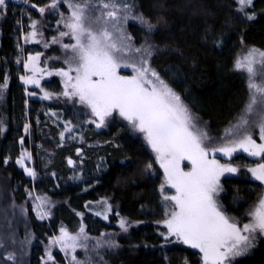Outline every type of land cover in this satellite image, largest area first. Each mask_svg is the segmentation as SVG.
<instances>
[{"label":"trees","instance_id":"trees-1","mask_svg":"<svg viewBox=\"0 0 264 264\" xmlns=\"http://www.w3.org/2000/svg\"><path fill=\"white\" fill-rule=\"evenodd\" d=\"M126 2L134 4L135 13L142 14L154 26L151 31L145 24L139 26L156 49L151 67L162 77L167 79L170 75L177 80L176 87L200 118L208 122L210 132L219 134L246 102L245 79L234 71L233 64L241 41L264 51V12L255 21H248L235 12L234 0ZM254 6H264V0H255ZM129 28L133 35L132 26ZM15 33L10 19L2 22L0 85L7 76V87L5 100L0 103V124L4 128L0 133V171L10 183L15 202H23L24 188H30L32 181L16 163V142L25 132L21 126L13 127L12 121L20 117L31 129L30 139L24 138V143L27 146L30 140L32 144L36 173L33 188L57 202L48 223L29 213L28 224L35 242L55 231L59 223L69 228L82 223L88 234L98 236L115 229L119 219H126L134 225L118 240L120 248L110 257L109 264H181L183 260L197 264L195 253L190 250L162 245L155 225L163 217L157 194L160 178L144 144L119 124L103 132L74 127L61 142L60 129H65L61 114L51 113L47 106L46 112L53 119L50 123L40 101L25 97L22 70L16 66ZM63 117L75 123L69 112ZM149 162L153 168L146 171ZM260 188L246 177L224 180L220 197L224 211L243 218L258 198ZM36 244L27 264H39L41 251ZM235 264H264V239Z\"/></svg>","mask_w":264,"mask_h":264},{"label":"snow or ice","instance_id":"snow-or-ice-1","mask_svg":"<svg viewBox=\"0 0 264 264\" xmlns=\"http://www.w3.org/2000/svg\"><path fill=\"white\" fill-rule=\"evenodd\" d=\"M236 2L238 12L245 13L248 20L255 18L246 12L253 6V0ZM24 3L29 4V0H24ZM65 3L70 16L65 20L61 13L58 23H63L68 31L59 30V37H53L51 41L53 44L60 43L65 53H71L64 60L68 65L67 70L58 69L55 72V75L61 77L63 85L60 95L73 104L79 103L89 109L94 119L86 122L94 123L96 128L105 126L107 118L117 114L143 136L154 154L155 163L163 170V200L171 204V210L166 206L164 219L158 222L167 230L160 233L165 241L174 237L177 242L198 250L199 264H235L238 257L245 256L255 246L257 239L264 236V188L258 193L257 201L245 213L247 222L228 216L217 200L223 190L220 178L225 173L236 174L238 168L230 163H220L215 154L220 153L231 159L234 153L242 150L250 157L264 160V51L251 49L243 59L236 60L235 68L247 74L249 98L244 114L227 133L233 138L227 143L209 147L206 144L209 140L207 132L199 126L181 97L150 67L148 57L152 55L151 46L135 49L136 53H143L139 62L125 59L129 52L127 41L131 37L126 36L118 27L121 20L138 19L149 31L154 27L142 14L132 17L135 5L101 0L98 5L99 9H103L101 15L90 16L89 9L97 8L92 0H84L83 3L65 0ZM58 4L59 0H51L50 4L39 7L38 11L44 15L46 8L58 10ZM7 7L6 0H0V9ZM30 7L37 8V5L33 3ZM29 19L32 31L25 37L26 40L34 39L38 34L37 21L31 20V17ZM65 36H70L75 43H61ZM40 56V53L30 55L24 62L25 72L32 73L31 76L20 77L25 85L40 87L37 78L38 71H43L37 68ZM121 68H130L131 74H121ZM258 79L260 82H257ZM5 87L7 76L4 84L0 85V91ZM51 96V93L44 92L41 98L50 99ZM254 113L259 116L261 143H257L246 130L249 118ZM74 127L72 121H66L64 131L71 132ZM28 129L29 125L25 124V133ZM3 131V125L0 124V133ZM61 139H64L63 132ZM25 155L27 154L22 153L16 161L21 167H24ZM185 161L187 164H183ZM68 163L71 165L73 162L69 159ZM152 168L151 162L145 165L146 171ZM247 170L253 180L264 186V162ZM24 171L35 178L36 173L32 169L24 167ZM165 185L174 190V194H165ZM37 199L40 204L39 216L44 218V201ZM104 203L107 204V201ZM120 228L127 231L124 219L120 220ZM83 232L81 227L80 233ZM60 233L49 244L59 245L60 250L66 254L75 252L81 235H69L63 228ZM83 238L87 239L86 236ZM46 255L48 260L53 259L51 253L46 251ZM72 260L73 264H81L75 256ZM184 264H187L186 260Z\"/></svg>","mask_w":264,"mask_h":264},{"label":"rangeland","instance_id":"rangeland-1","mask_svg":"<svg viewBox=\"0 0 264 264\" xmlns=\"http://www.w3.org/2000/svg\"><path fill=\"white\" fill-rule=\"evenodd\" d=\"M43 1V2H42ZM8 7L6 9H0V25L5 20H11L14 29L16 30L15 33V41L17 45V60L20 62H16V66L21 67L22 73L21 76L27 75L31 76V72H25L24 70V62L27 60L28 56L32 55L35 56L37 53H40V60L37 64V68L43 71H38L37 78L40 81V87H36L33 84H27L24 86L25 90V97L28 101L30 100H39L41 103V109L43 111V115L50 123H53V119L48 116L46 109L49 106V110L51 113L54 114H61L62 120L71 121L67 118H64L66 111L71 114L73 120H75V128L79 130H87L92 129L96 131H107L110 126L114 124H119L124 127L132 136L136 139L140 140L149 153L152 155L154 160L155 166V174H158L160 180L159 185L157 188V194L160 198V202L163 207V217L160 221L164 219V213L166 210V206L168 210H171L170 202H166L163 200V196L161 194V185L164 180L163 170L159 167V164L155 163V157L152 153L151 149L148 147L146 142L143 139V136L135 132L126 121L120 118L117 114H113V116L107 118V123L105 126L101 128H96L94 123H87L86 121L94 119L91 116V112L89 109L80 105L79 103L73 104L71 101H68L65 97L60 95L63 91V85L61 83V77L55 75L56 70L63 69L67 70L68 65L64 63L66 56L71 55V53H65L64 50L61 48L60 43L53 44L51 41L53 37H59V30L68 31L67 28H64L63 23H58L61 20V13H63V18L67 20L70 16V11L65 3V0H59L58 10H52L49 8L45 9V14L41 15L38 11L39 7H44L51 3V0H29V4H25L24 0H6ZM73 3H83L84 0H72ZM126 2V0H122L118 4H122ZM236 8L235 12L239 15H242L245 19L246 15L243 12H238V4L236 0H234ZM255 0H253V6L246 10L247 14L254 15L253 20L248 21H255L258 16L264 12V6L262 7H255L254 6ZM36 4L37 8H31V4ZM92 3L97 6L95 10L89 9L88 15L90 16H99L103 9H99L98 5L101 3V0H92ZM6 13V15H5ZM139 16L135 11H132V17ZM37 21V36L32 40H26L25 37L28 35L29 32L32 31L30 28V19ZM141 23L138 19L129 18L127 21L121 20V23L118 25L121 31L126 35L131 37V40L127 41L129 44V52L128 55L125 57L126 60H131L135 62H139L143 53H136L135 49L138 48H146L151 46L152 55L148 57L149 65L152 56L156 53L155 47L146 37V33L140 29ZM130 26L133 29L132 33H130ZM143 26V25H142ZM96 27V26H94ZM61 43L72 44L75 41L71 40L70 36H65ZM45 44L48 46L45 47ZM257 49L262 51L261 49L255 46H247L244 44L243 41L240 42L239 49L237 51L235 61L233 64V69L235 72L241 74L246 82L247 86V99L245 104L249 98V90H248V79L247 74L243 70H237L235 68V62L237 59H243L249 50ZM58 57V59H56ZM259 67V66H257ZM49 73H52L49 75ZM121 74L130 75L131 69L130 68H121ZM160 75V74H159ZM161 76V75H160ZM161 78L168 84L169 87L173 89V91L181 97L183 104L189 109L191 114L196 118L199 126L205 130L208 134L209 140L206 141L209 147L218 146L222 143H227L233 137L227 135L229 131L233 129V125L237 124L240 117L244 114V107L239 111V113L231 120L219 134H212L209 130V124L207 121H204L200 118V116L196 113L193 104L185 97V95L176 87L179 85V82L175 80L173 77L169 75L166 79L165 77ZM175 80V81H174ZM257 82H260L259 79ZM44 92L51 93L52 96L50 99H42L41 97L44 95ZM29 93H35V95H29ZM4 88L0 91V103H3L5 100L4 95ZM28 105V104H27ZM58 118V117H57ZM250 123L246 126V130L253 136V139L257 143H261L260 141V133H259V116L255 113L249 118ZM13 127L21 126L24 129V125L28 124L26 121L18 117L17 119L14 118ZM29 125V124H28ZM243 131V130H242ZM25 132V130H23ZM64 133V139H61V133ZM31 129L29 126L28 132L22 135L20 140L16 142V149L18 151V159H20L22 153H26L27 155L24 156V167L30 168L33 170V159L30 152V147L32 146L30 140L28 145L26 146L24 143V138L30 139ZM60 141L64 142L66 140L67 132L61 131L60 129ZM23 140V143H21ZM211 158V156H210ZM215 158L222 164L230 163L232 166L238 168V172L236 174L225 173L224 176L220 178V184L223 189V181L230 178H238V177H246L256 183L259 184L258 181H255L251 177V173L248 172L249 167H255L257 163L264 162L259 157H250L247 153L238 151L233 154L231 159L228 157H224L220 153L215 154ZM9 159L7 160V162ZM183 164H187V162H183ZM22 170L24 167H21L17 164ZM183 166V165H182ZM190 167V166H188ZM187 170V168L185 169ZM31 179V187L25 189V200L21 203H16L14 200V192L11 190L10 183L7 180L6 176H3L0 171V264H27L28 258L31 255V250L33 246L37 243L35 242L34 234L29 226L28 215L32 213L40 222L48 223L49 220L52 218L53 209L56 205V201L53 200L48 195L38 192L33 188V184L36 181V177L33 178L29 176ZM260 185V184H259ZM260 189L264 188V186L260 185ZM165 194L172 195L174 194V190L168 188L166 185L164 186ZM223 193V190L219 193L217 200L219 204H221L220 197ZM44 201L43 210L46 213L44 218H40L39 211H40V204L38 203V199ZM258 199V198H257ZM257 199L254 201L256 202ZM252 202L251 206L254 204ZM222 205V204H221ZM250 206V207H251ZM249 207V208H250ZM248 208V209H249ZM224 210V209H223ZM96 211V210H95ZM98 211V210H97ZM226 213V212H225ZM227 214V213H226ZM228 215V214H227ZM230 216V215H228ZM232 217V216H230ZM243 222H247V216L245 215L241 218ZM120 220L119 219L115 225V229L102 233L98 236L88 234L85 229L83 234L80 233L81 227H83L82 223L78 224V226L74 228H69L66 225L59 223L56 227L55 231H50L49 233L43 236V239L37 243L36 245L40 247L41 257L39 259V264H73L72 257L75 256L81 264H109V259L113 255H115L120 245L118 240L123 237L126 233H128L129 229L134 225L133 223L127 221V231H124L120 228ZM159 221V222H160ZM157 227L158 234L160 235L161 232H166L167 230L162 227L161 223H155ZM242 226V225H241ZM61 228L65 229L69 235L76 236L81 235V239L78 241V246L75 252H68L67 254L60 250L59 245H50L49 241L55 237L60 236ZM86 236L87 239L83 237ZM163 239V247H171V246H178L191 252L195 253L197 264L200 262V253L196 249H191L187 245L179 243L175 240V238H170L169 241H165L164 237L160 235ZM264 239V236L259 237L255 243V246L249 250L246 254H250V252L256 247L259 240ZM99 242V245H98ZM46 251L51 253L53 259L48 260L46 255ZM245 255V256H246ZM6 257H10V259H6ZM244 257V256H242ZM241 257H238L239 259ZM185 260L181 262L184 264ZM187 264H190L187 261Z\"/></svg>","mask_w":264,"mask_h":264}]
</instances>
